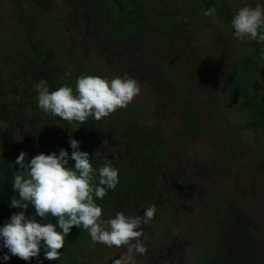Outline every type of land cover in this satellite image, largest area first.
<instances>
[{"label":"rangeland","instance_id":"rangeland-1","mask_svg":"<svg viewBox=\"0 0 264 264\" xmlns=\"http://www.w3.org/2000/svg\"><path fill=\"white\" fill-rule=\"evenodd\" d=\"M257 3L264 0H0V74L15 92L8 102L44 76L75 86L81 74H128L140 83L123 110L160 126L170 205L142 226L148 253L137 264H264V44L234 39L231 27L240 7ZM25 58L36 77L20 74ZM20 114L40 116L45 128L36 134L0 120V179L20 170L21 151L30 161L62 148L45 140L58 128L53 119L34 104ZM78 130L80 142L88 135ZM123 192L94 197L103 219L129 205ZM60 251L49 264H112L125 249L93 244L74 226Z\"/></svg>","mask_w":264,"mask_h":264},{"label":"clouds","instance_id":"clouds-1","mask_svg":"<svg viewBox=\"0 0 264 264\" xmlns=\"http://www.w3.org/2000/svg\"><path fill=\"white\" fill-rule=\"evenodd\" d=\"M216 9L210 8L205 16H212ZM233 38L264 44V5L245 4L231 20ZM251 51V49H249ZM264 59V52H262ZM39 109L71 124H85L89 117L95 121L108 117L119 109L126 108L140 95V83L128 74L111 79L81 74L77 77L75 91L64 85L50 91L48 82L34 84ZM71 155L64 148L59 154L39 153L26 161L27 154L21 151L15 160L19 165L13 178V196L10 207L21 209L10 216L0 227V247L11 256L24 261L38 258L43 250L44 259H60L66 237L71 229L83 227L93 244L108 248L125 249L112 264H137V256H145L142 226L155 217V204L144 209L143 215L127 216L116 212L113 218H102L103 209L95 198L103 199L109 190L119 183V173L110 160L105 159L98 169L93 168L89 153L79 150V142L69 137ZM69 160L74 166L69 167ZM31 206L34 214L26 216ZM36 217L41 222H37ZM55 219V223L49 221ZM146 239V237H145ZM10 256L5 254L4 261Z\"/></svg>","mask_w":264,"mask_h":264},{"label":"trees","instance_id":"trees-1","mask_svg":"<svg viewBox=\"0 0 264 264\" xmlns=\"http://www.w3.org/2000/svg\"><path fill=\"white\" fill-rule=\"evenodd\" d=\"M50 58L49 55L44 56V62ZM42 69V68H41ZM21 75L38 73L34 70L30 59L25 58V63H21L19 67ZM32 77V78H33ZM43 80L48 82L50 91L56 90L60 86H70L75 91L73 83L64 78H55L44 76ZM6 85L0 74V120H6L9 125L23 126L24 130H35V133H39L41 128H45V123L39 120V117L29 120V118L22 117L20 111L26 105H35L37 112L44 113L38 107L37 92L31 89L22 88L17 91L21 93L22 100H16L8 102L6 98H12L15 94L14 91ZM125 111L119 109L115 113L108 117L102 118L100 121H95L89 117L85 124H78L73 122L71 124L66 121L60 120L57 117L50 116L46 113L44 115L54 120L58 128L53 130V134L46 137V142L52 140H60L65 150L72 152V149L68 143L69 137L75 139V133L77 128L79 129V135L86 133L89 136L88 141L86 138L80 139L79 150L89 153L90 161L93 168L97 169L103 165L105 159L110 160L112 165L118 169L119 183L114 190H109L108 194L122 196L123 190H127V194H130L129 205L125 207L120 204L124 209V214L135 213L142 205L156 206L155 217L152 222H155L159 215L163 213L166 206L170 205V197L164 190L162 183V176L160 174V167L162 160L164 159V150L166 149L162 138L160 136V126L157 122L150 123L140 122L133 118L132 111ZM125 113V114H123ZM20 119L15 121L14 118ZM42 127H39V125ZM35 124H37L35 126ZM42 132V131H41ZM36 135H31L35 137ZM13 174L7 172L2 179H0V227L5 222L9 221L10 216L21 209L10 207V201L13 196H17V193L13 191ZM96 200L101 201V199ZM122 209V211H123ZM34 208L29 206L25 212L26 216L34 214ZM121 211V212H122ZM49 221L55 223V220ZM37 222H41L39 217H36ZM0 240V245H2ZM8 254L10 259L8 261L3 260V256ZM0 264H49V261L44 259L43 250L38 258H33L30 261H24L17 257L11 256L6 248L0 247Z\"/></svg>","mask_w":264,"mask_h":264}]
</instances>
